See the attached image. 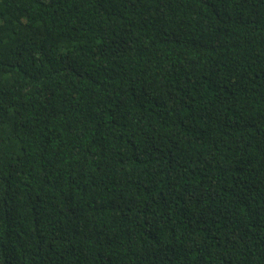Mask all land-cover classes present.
<instances>
[{"label": "trees", "instance_id": "obj_1", "mask_svg": "<svg viewBox=\"0 0 264 264\" xmlns=\"http://www.w3.org/2000/svg\"><path fill=\"white\" fill-rule=\"evenodd\" d=\"M0 264H264V0H0Z\"/></svg>", "mask_w": 264, "mask_h": 264}]
</instances>
